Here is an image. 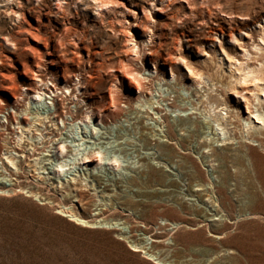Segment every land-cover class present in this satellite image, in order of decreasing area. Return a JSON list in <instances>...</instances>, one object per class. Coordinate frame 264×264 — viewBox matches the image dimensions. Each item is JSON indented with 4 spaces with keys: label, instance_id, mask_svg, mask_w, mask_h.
Returning a JSON list of instances; mask_svg holds the SVG:
<instances>
[{
    "label": "rangeland",
    "instance_id": "rangeland-1",
    "mask_svg": "<svg viewBox=\"0 0 264 264\" xmlns=\"http://www.w3.org/2000/svg\"><path fill=\"white\" fill-rule=\"evenodd\" d=\"M68 1V12L63 14L55 0H0V165L7 166L2 156L9 154L4 148L11 144L6 146L5 141L13 132L16 135L23 130L17 121L28 127L34 112L44 106L53 112L52 100L68 122L64 130L69 137L63 144H71L62 157L35 153L29 158L24 156L27 151L11 146L13 153L22 156L12 154L18 159V172L8 166V172L0 175L5 182L0 183V264H264V151L249 145L263 158L262 166L253 168L247 166V158L236 157L240 146L235 141L229 148L218 145L231 153L224 161L229 176L223 181L224 173L218 168L221 161L200 157L201 151L208 149L203 148L205 144L216 136L214 130L199 111L186 117L192 109L184 111L169 104L174 99V103L190 108L203 90L188 66L207 70L211 68L209 57L214 50L220 51V45L240 56L243 47L249 48L252 39L257 40L259 27L254 22L264 24V0H210L194 9L186 1L176 0L166 14L150 8L153 42L147 41V35H139L140 28L132 26L135 18L122 6L115 5L114 11L95 17L91 0H86L88 6ZM123 2L141 15L132 3L142 0ZM220 8L238 15L249 9L250 18L231 19L222 15ZM11 9L22 12L24 19L17 20ZM229 30L237 41L231 40ZM240 30L249 36L239 34ZM181 31L192 38L189 44ZM175 33L181 36L176 46L172 40ZM215 33L219 41L214 40ZM6 36L15 41L16 48L5 43ZM126 37L132 40L125 41ZM159 40L162 43L157 49L162 57L156 58L155 69L149 59L155 56L147 53V46L157 45ZM134 41L137 46H132ZM173 47L179 58H166L170 68L163 59ZM118 58L144 83L141 89L119 70ZM106 62L116 66L111 69ZM113 74L117 76L114 81ZM88 78L93 93L88 84L80 85ZM43 82L53 91L43 89L46 100H31L34 91L26 87H43ZM66 82L71 95L64 89ZM109 86L119 104L114 114L100 107L109 96ZM157 104L161 111L153 109ZM67 108L79 117L92 110V117L80 122L85 134L80 133L79 120L72 123L70 115L62 111ZM163 116L175 136L172 142L163 136L167 128ZM55 122L50 125L47 121L45 129V125L37 126L43 135L47 130L56 134V128L62 129L64 124L58 118ZM151 130L158 139L150 136ZM53 138L47 144L53 146L52 152L61 135ZM37 146L43 153L50 152V147L43 150L41 144ZM89 148L99 150L101 159L93 157L91 162L81 163L79 156ZM34 156L46 159L35 164ZM240 160L245 165L239 164ZM79 175L86 185L78 187L82 195L78 202L72 197L75 191L70 190L68 179ZM197 184L215 188L196 190ZM218 186L222 192L215 190ZM64 207L73 208L87 222L70 220L62 214ZM171 222H177L173 228ZM157 236L163 239V247H153ZM132 244L138 250H133Z\"/></svg>",
    "mask_w": 264,
    "mask_h": 264
},
{
    "label": "bare ground",
    "instance_id": "bare-ground-1",
    "mask_svg": "<svg viewBox=\"0 0 264 264\" xmlns=\"http://www.w3.org/2000/svg\"><path fill=\"white\" fill-rule=\"evenodd\" d=\"M174 1L176 0H146V1L142 0V3L133 2L132 4L135 6H138L142 12L141 15L139 16L136 10L125 6L123 0H91V4L93 3L92 4L93 14L95 17H101L105 11L106 12L114 11L115 5L122 6L123 9H126L125 11H127L128 14H131L135 18V21L132 23V26H136L140 28L141 31L138 30L140 32L139 35L140 36L147 35L148 37L147 41L151 42L152 41L151 39L152 31L148 23L149 16H151L150 8H154L155 10L166 14V10L171 8L170 5ZM184 1L188 3L189 8L194 9L196 8L197 5L208 4L210 0H184ZM72 2L74 4H76L77 2H82L83 5L88 6L89 1L87 2L86 0H72ZM54 4L58 11L61 10V12L65 14V12H68L67 11L68 8H66V4H70V1L55 0ZM215 4L217 3L215 2ZM217 6L221 7V3H218ZM191 9H190L191 11L190 13H193V10ZM207 10H208V14L212 15L211 14L212 11L210 10L209 7H207ZM12 12L17 14V17H16L17 20L24 19L22 12H17L16 10H13ZM219 12L222 15H225L226 17H230L231 19L233 16L250 18L249 9H246L244 10L243 13H241L244 15H238L232 9L224 10L223 8H220ZM172 16L173 17L175 16L174 13L172 14ZM176 17L180 18V16L178 15H176ZM262 18H264V16ZM163 23L164 25L168 24L167 21ZM256 23H257V26L259 27L258 34H257V40L253 41L252 39V42L249 43L250 44L249 48L243 47V49H241L242 52L240 53L241 54L240 56L230 54L224 47H222V45H220V51L214 50V53L212 54V56L209 57L210 58L209 60L211 62V68H207V70H204V69H198V68L194 69L188 66V72L191 74L192 77L195 76L198 79V80L196 79L197 85L202 84L201 87L203 88L202 91L200 90L201 93L196 95L197 101L193 102L190 108H188L185 105H181V104L179 105V104L174 103V99H171V98L169 102V104L175 109H180L184 111L192 109L191 111L187 113L186 117H191L192 114H196L199 111V113L202 114L206 125L214 130L213 134L216 136L215 137L212 136L211 141H209L208 144H205L203 148L204 149L208 148V149L207 151L202 150L200 157L205 159V161L208 160L207 158H210L209 159L210 161L212 160L221 161L218 168L220 172L224 173L223 175H221L223 181H226L229 176V173L224 170V161L230 158L231 153H227L222 150L224 148H229L228 144H232L234 141L240 146L238 147V150L236 148V152H237L235 153V155H237L236 157L247 158V163H248L247 166L250 165V167L254 168L255 164L260 165V166H262L263 164V160H262L263 158L261 154L258 153L256 150L251 149L249 147V145H256L259 148H261L262 151H264V24H261L260 22H254V24ZM246 26L248 25L246 24ZM218 27L220 31L223 32V27L221 25ZM123 30L126 32L128 31L127 28H123ZM34 33L35 32L30 30V34L32 36L34 35L37 39H41ZM242 33L249 36L248 32H242L240 30L239 34H242ZM229 35H230L231 40L237 41V38L235 37V35L232 33L231 30H229ZM181 36H185L184 40L187 41L188 44L192 40V38H190L188 34L185 35L183 31H181ZM181 36L177 33L175 36L172 37L173 44H175L174 46H176V44L179 42ZM213 38L215 41H219L217 40L216 33H215V36H213ZM130 39L132 40V38L126 37L125 41L126 40L131 41ZM4 41L5 43L10 42L12 47L16 48L15 41H13L10 37L6 36ZM142 42L144 43V40ZM161 43L162 41L159 40L157 45H154L153 43H148L149 46H147V49H149L147 53L155 56V57L149 58L154 63L155 69H156V66H155L156 58L162 57V54L157 49L158 46H161ZM44 45L46 46V42ZM132 46H137V41H134L132 43ZM85 48L87 52H89L88 45H86ZM174 50L175 48L173 47L172 50L167 51L166 52L167 56L164 57L163 59L164 60L163 64L165 65L169 64L170 68H171V64L167 62L168 59L166 58H179L174 55ZM92 59H91V56H89L88 54V62H91ZM117 62H118L119 70L125 76L130 77L134 80L135 82L134 86L138 90L141 89V87L144 86L143 85L144 83H142L141 79L135 76L136 74L133 73L134 70H132V68L130 69L127 66V64H125V61L122 58H118ZM106 65L107 67H110L111 69H113V67L116 66L114 62H111V63L106 62ZM155 72L158 73L157 71ZM171 73L174 74L172 70H171ZM113 75H114L113 76L114 77L113 81H114L117 79V76L116 74H113ZM36 80L43 81L42 79H39V78H37ZM82 83H84L85 85L84 84H80V85L85 86V87L88 84V86L90 87V92L93 93L92 91L93 86L91 84V79L89 78L85 79V81H82ZM42 84H44L43 87L41 86L38 87L37 85V86H34L35 87L34 89L28 86L26 87L34 91V95L29 96L31 100L33 101H41L42 99L46 100V97L48 96L46 94V90H43V89H47L49 92L53 91L46 85L45 82H43ZM70 87L71 86L67 84L66 82V85H64V89L68 88L67 91L69 92L68 93L69 95H71L72 93V88L70 90L69 89ZM108 91H109V96L105 98L106 102L103 103L100 107H102L103 109V106H104V108L106 107V109H108V111L111 114H114V112L118 109V105H119L117 101V96L114 95V92H113V89H111V86L108 87ZM228 94H233L240 99L237 98L234 100ZM216 95L217 96L220 95V97H216ZM51 102L54 104L53 112H49V109L45 108L44 106V109H42V111L38 110L34 112L35 114L32 117V119L30 121H27L28 127L19 126V122L17 121L18 128L21 127L23 130H25V132L27 133V136H26L27 139L29 137V140L31 141L28 140L27 143H25L27 139H24L25 135H24L23 130H21L19 134H16V135L13 132V137H11L10 140L5 141L6 146L9 143L11 145L4 148L5 153H9V154L2 156L5 159V163L7 164V166L1 163L0 175H1V172H6V173L8 172V166L11 168V170L9 168L10 171L18 172L19 167L17 166L18 162H16L18 159L16 160V158L12 155L16 153H13L14 149H12L11 146H15L16 148H18L20 151H23V152L27 151V154L24 156H28V157L34 155L35 153L36 155L37 153L38 154L40 153L41 155H44V156L58 154L59 156L62 157L71 150L70 148L71 144L70 145L63 144V140H66L67 139L66 137H69L67 130H64L66 129L67 127L66 123L68 122L66 121L64 116H62V113L58 112V110L55 109L56 102L54 100H52ZM152 107L153 109H156V111H161V107L158 104L154 106L152 105ZM100 110L101 109H99V115H102L100 114ZM62 111L65 112V115L66 114L70 115L72 123L74 121L79 120L78 124H79V128H81L80 133L81 135L85 134L86 131L84 129L82 131V127H80V122L87 118L90 119L93 115L92 110L90 109L89 111H86L84 114L81 115V117L77 116V113L73 112L70 108H67L66 110H62ZM145 113L148 114L149 111L145 109ZM180 116H183V115L180 114ZM57 118L63 122L64 127L62 129L60 127H57L55 130L56 134H54L52 131L47 130L45 131L47 134L43 135L42 133L43 129L41 130L40 129L41 127H38L37 125H41V126L45 125L44 127L45 129L47 121L50 122V125H55L56 124L55 120ZM182 121H184V119ZM163 123H165V125L167 126V128L163 132V136H167V137L169 136L170 140H167V141L172 142L175 136L170 133V127L168 126V119L166 116H163ZM197 124L198 123H195V125ZM5 126L6 125H4V127ZM188 132L190 131L188 130ZM57 133L61 135V140L59 141L60 144L57 147H55L56 149H54L52 152L51 147L53 146L47 145V144H49L50 141H54L55 138L53 137L54 135H57ZM149 133L151 137H153L154 139H158V137H156L157 133H155L152 130ZM62 134H65V136H62ZM92 134L94 135V133L91 132V135ZM71 137H73V135H71ZM214 142H216V144H214ZM253 142H256V143H253ZM38 143L41 144V147H43V150H46L44 149L45 146L50 147V149L48 150L50 152L43 153L42 150L41 151L38 150V147H39L37 146ZM26 145L27 146L31 145V146L27 148ZM218 145L223 146L224 148L218 149L217 148ZM30 149H31V152H30ZM251 150H253L256 153L252 154L250 152ZM18 156H22V154ZM93 157L97 160L101 159L99 150H95V148L94 149L89 148L87 151L82 152V154L79 156V159H81V163H86V162H91L93 160ZM31 159L34 161L35 164H37L39 163V161H42L43 159H46V158H43L41 160V157L34 156ZM112 160L115 161V159H112ZM209 163L210 162H208V164ZM239 164L245 165V161L240 160ZM82 169L84 170L86 168L82 167ZM90 173H96V171L91 170ZM83 180L84 178H82V176L80 175H79V178H77L76 176H72L70 177V179H68V182L71 183L69 185L70 190L75 191L72 197H75V200H77L78 202L81 200V196H82L78 187L79 185H86L85 182L82 183ZM0 183H5V182L2 179H0ZM10 184H15V183H10ZM1 186L2 185L0 184V188H2ZM57 186L58 185H56V187ZM201 186L202 184L200 185L197 184L196 190L199 189V190L209 191L208 188L210 187L211 189L215 188V186L212 187L206 184H205L206 187H201ZM218 187L219 188H216L215 190L218 192H222L223 188L221 186H218ZM65 194H70V192L65 193ZM95 209H98V207H96ZM61 211L63 212L62 214L64 216L69 217L70 220H73L77 223L87 222V220H84L83 218L79 217L73 208L64 207L61 209ZM98 213H100V211L96 212V214ZM176 223L177 222H171V225H172L171 228H173ZM152 241H154L153 243L154 248L163 247L161 243V241L163 242V239L161 238V236L155 237ZM132 246H134L133 250H138V246H136V244H132Z\"/></svg>",
    "mask_w": 264,
    "mask_h": 264
}]
</instances>
